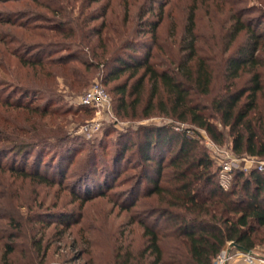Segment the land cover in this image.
Returning <instances> with one entry per match:
<instances>
[{
    "label": "rangeland",
    "instance_id": "374dc122",
    "mask_svg": "<svg viewBox=\"0 0 264 264\" xmlns=\"http://www.w3.org/2000/svg\"><path fill=\"white\" fill-rule=\"evenodd\" d=\"M260 2L0 0V100L17 99L25 105L23 109L15 110L0 103V124L8 120V129H11L12 122L24 124L23 121L30 116L39 119L36 112L25 108L26 105L51 102V108L70 112L63 125L68 132V140L65 143L53 140L44 149L40 170L54 177L55 184L35 183L17 178L8 171L0 174V212L11 214L17 221V226L0 241V264H124L129 256L139 257L145 243L144 229L132 219L139 214V217H144L149 205L154 206L157 201L154 196L149 199L143 197L149 187L148 182L138 189L140 161L128 156L119 161L118 151L129 143L135 148L145 127L173 125L178 132L192 127L175 121L170 115L171 106L166 103L167 95L162 89L159 90L160 96L154 97L150 104L152 86L149 83L141 89L139 101L137 94L132 93L127 94L125 103H122L121 94L114 91L115 84L128 82L130 90L143 69L132 79H129L130 71H127L109 84L103 80L106 73L92 70L88 84L78 91V85L66 87L61 78L55 84L53 78L44 73L35 77L34 70L20 64L18 55L35 54L41 48L58 50L61 47L57 46L63 44H70L71 50H81L73 43L75 40L66 39L63 34L73 31L77 37L82 36L88 28H97L105 18L107 27L102 36L113 42L110 46L119 47L123 42H129L137 52L136 58L143 60L149 53L150 63L157 70H173L181 63L186 64L188 51L183 46L192 37L196 56L206 58L213 66L220 62L229 42L227 34L233 22L232 13L246 12L244 19L257 20L264 16ZM88 15L97 19L85 25ZM192 15L195 21L193 36L186 34ZM154 23L157 28L152 32ZM242 40L240 35L228 54ZM248 77L245 73L239 85ZM16 78L20 85L15 82ZM94 84L109 91L111 102L105 111L99 112L81 104L82 96ZM219 86L220 82L214 94ZM33 88H39V93ZM161 99L166 104L160 102ZM217 123L226 132V138L224 143L216 144L228 150L232 146V137L219 120ZM199 131L204 143L211 140L204 130ZM190 134L194 135L192 131ZM130 153L128 151L126 155ZM214 161L220 171V161ZM0 162L6 166L15 163L16 168L23 166L22 161L15 162L12 155L6 157L1 153ZM34 162L32 157L28 168H35ZM86 188L94 190L90 197L85 193ZM156 217H151L150 222L156 224ZM1 242L12 243L15 248L8 263L3 260L5 248ZM259 248L264 249V245ZM256 251L264 256V250Z\"/></svg>",
    "mask_w": 264,
    "mask_h": 264
},
{
    "label": "trees",
    "instance_id": "16d2710c",
    "mask_svg": "<svg viewBox=\"0 0 264 264\" xmlns=\"http://www.w3.org/2000/svg\"><path fill=\"white\" fill-rule=\"evenodd\" d=\"M260 3L264 9V0ZM245 13H232L233 22L227 34L229 42L220 62L213 66L206 58L196 56L192 37L183 46L188 51L186 64L181 63L173 70H157L150 63V54L138 60L129 42L112 48L113 42L102 36L107 27L105 18L97 28H88L82 36L77 37L73 31L63 34L64 38L75 40L73 43L81 50H71L70 44H63L57 46L61 47L58 50L41 48L35 54L18 55L20 64L34 70L35 77L44 73L52 77L55 84L61 78L66 87L78 85V91L88 84L92 70L106 73L103 80L109 84L127 71L132 79L143 69L130 90L128 82L115 84L114 91L121 94L122 103L126 95L132 93L137 94L139 101L141 89L149 83L152 86L150 104L162 89L167 95L166 103L171 106L170 115L175 121L192 126L179 132L173 125L145 127L142 137L138 135L141 139L135 148L129 143L118 151L119 161L127 156L140 161L138 189L148 182L143 197L154 196L157 201L156 205H149L144 217L139 214L132 219L143 227L145 243L140 256H129L124 264H214L231 242L250 250L264 245V173L257 168L248 172L238 169L233 172L229 187H222L218 167L199 131L204 130L215 143H224L226 132L219 127V120L232 137L231 148L236 157L264 160V16L257 20L244 19ZM95 19L88 15L84 23L87 25ZM188 23L186 34L193 36V15ZM156 28L154 23L152 32ZM240 35L243 40L228 54ZM245 73L249 77L239 85ZM15 82L20 85L19 79ZM219 82L220 88L214 94ZM160 102L165 103L162 99ZM0 103L15 110L25 106L17 99L0 100ZM51 107V102L26 105L25 108L36 112L39 119L30 116L23 121L25 125L12 122L8 129L10 122H1L0 153L6 157L12 155L15 162L23 163L16 168L15 163L6 166L0 162L1 175L8 171L35 183L55 184L54 177L40 170L44 149L53 140L55 143L68 140L63 125L70 112ZM128 151L130 155H126ZM32 157L35 168H28ZM99 189L102 193V185ZM93 191L86 188L85 193L90 197ZM156 215L154 224L150 219ZM15 226L17 221L11 214L0 212V241ZM1 245L5 248L3 260L8 263L15 248L12 243L1 242Z\"/></svg>",
    "mask_w": 264,
    "mask_h": 264
},
{
    "label": "built area",
    "instance_id": "2783aa9c",
    "mask_svg": "<svg viewBox=\"0 0 264 264\" xmlns=\"http://www.w3.org/2000/svg\"><path fill=\"white\" fill-rule=\"evenodd\" d=\"M111 102V96L104 86L99 84L92 85L82 96L81 104L83 106H88L98 110L99 112L105 111ZM207 147L212 151V156L216 155L214 159L220 161V171H219V179L220 184L224 188H228L232 178L233 172L235 170H243L248 172L251 170L250 167L246 165V161L248 162L250 159L253 161H257L256 167L259 171H264V162L258 161L255 158L245 157L238 158L234 154L232 148L230 147L228 150L222 149L218 146L213 140H209L205 142ZM231 243H229L228 249L231 247ZM227 249V250H228ZM233 248L232 250H234ZM224 250L214 261V264H228L232 258L234 257L232 251L228 252ZM236 250V249H235ZM237 251V256L242 258L245 264H264V256H260L258 253L253 251L252 254H246L243 252Z\"/></svg>",
    "mask_w": 264,
    "mask_h": 264
},
{
    "label": "crops",
    "instance_id": "0c3cea01",
    "mask_svg": "<svg viewBox=\"0 0 264 264\" xmlns=\"http://www.w3.org/2000/svg\"><path fill=\"white\" fill-rule=\"evenodd\" d=\"M245 163L248 167H250L251 169H254L256 167L257 161H253L250 159L248 162L246 161ZM256 250H264V249L259 248V247L256 248L255 253L256 252L258 253V251H256ZM232 253H233L234 257L232 258V260L228 264H245L244 260L242 258H240L239 256H237V254H236L237 251L235 249L232 250Z\"/></svg>",
    "mask_w": 264,
    "mask_h": 264
},
{
    "label": "water",
    "instance_id": "95a60500",
    "mask_svg": "<svg viewBox=\"0 0 264 264\" xmlns=\"http://www.w3.org/2000/svg\"><path fill=\"white\" fill-rule=\"evenodd\" d=\"M233 248H235L236 250H238L240 252L246 253V254H252L253 253L252 250L247 249V248H245L243 246H240V245H238V244H236L234 242H232L231 247L227 251L231 252Z\"/></svg>",
    "mask_w": 264,
    "mask_h": 264
}]
</instances>
